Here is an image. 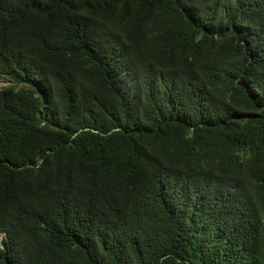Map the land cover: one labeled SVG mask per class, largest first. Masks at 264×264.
I'll return each instance as SVG.
<instances>
[{
  "label": "trees",
  "instance_id": "16d2710c",
  "mask_svg": "<svg viewBox=\"0 0 264 264\" xmlns=\"http://www.w3.org/2000/svg\"><path fill=\"white\" fill-rule=\"evenodd\" d=\"M0 264H264V0H0Z\"/></svg>",
  "mask_w": 264,
  "mask_h": 264
},
{
  "label": "rangeland",
  "instance_id": "374dc122",
  "mask_svg": "<svg viewBox=\"0 0 264 264\" xmlns=\"http://www.w3.org/2000/svg\"><path fill=\"white\" fill-rule=\"evenodd\" d=\"M10 84H11V82L6 81L4 78H0V86H2V85H10Z\"/></svg>",
  "mask_w": 264,
  "mask_h": 264
}]
</instances>
